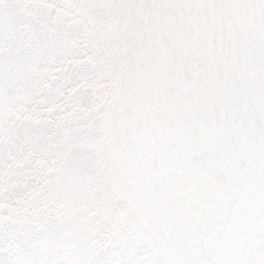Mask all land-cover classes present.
Instances as JSON below:
<instances>
[{
    "label": "snow or ice",
    "instance_id": "obj_1",
    "mask_svg": "<svg viewBox=\"0 0 264 264\" xmlns=\"http://www.w3.org/2000/svg\"><path fill=\"white\" fill-rule=\"evenodd\" d=\"M0 264H264V0H0Z\"/></svg>",
    "mask_w": 264,
    "mask_h": 264
}]
</instances>
